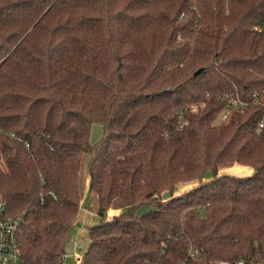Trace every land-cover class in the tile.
<instances>
[{
	"label": "trees",
	"instance_id": "1",
	"mask_svg": "<svg viewBox=\"0 0 264 264\" xmlns=\"http://www.w3.org/2000/svg\"><path fill=\"white\" fill-rule=\"evenodd\" d=\"M262 118L264 0H0V197L21 264L65 263L86 155L100 222L82 264L264 263Z\"/></svg>",
	"mask_w": 264,
	"mask_h": 264
},
{
	"label": "rangeland",
	"instance_id": "2",
	"mask_svg": "<svg viewBox=\"0 0 264 264\" xmlns=\"http://www.w3.org/2000/svg\"><path fill=\"white\" fill-rule=\"evenodd\" d=\"M102 133H103L102 126L99 124H94L92 127V133H91V143L92 144L98 143L101 140ZM82 163H83L82 164V175H81L80 182H79V187L81 190V201L83 203L89 202V203L97 205L96 195L91 193V191H89V189H88L89 157L87 155L83 157ZM236 166H238V165H235V166L231 167L230 169L225 170L223 172V174L228 173V174H232V175L242 176V175H248L251 172V169L248 167L242 168V166H240V168H238V167L236 168ZM239 172H241V173H239ZM195 186H196V184L181 185L180 187L177 188L174 196H176V194H182V193L186 194L188 190H190L191 188H193ZM156 201H157V198L154 199V202H156ZM108 216L110 217V216H112V214L108 213ZM114 216H116V215H114ZM99 222H100V219H98V217L93 218L92 223L97 224ZM89 245H90V239H89L88 228L85 226L84 227L72 226V228L70 230L69 241H68V245H67V255H66V259H65L64 264H80V263H77V261L75 259L76 255L77 254H80L81 256L84 255L85 252L87 251Z\"/></svg>",
	"mask_w": 264,
	"mask_h": 264
},
{
	"label": "built area",
	"instance_id": "3",
	"mask_svg": "<svg viewBox=\"0 0 264 264\" xmlns=\"http://www.w3.org/2000/svg\"><path fill=\"white\" fill-rule=\"evenodd\" d=\"M239 103L234 102L232 104V108L238 110ZM198 105L194 103L191 106L192 111H197ZM230 111L223 113L220 117V122L225 123L229 119ZM264 129V118H262L258 125L257 130L261 132ZM81 212L87 216V220L92 222L94 215L90 213L86 209H81ZM85 220H82V225H85ZM22 224L19 218L9 217L5 213V203L0 197V264H21V255L19 252V245H18V236L21 233ZM198 251L194 252V255H197ZM77 263L82 264L83 262V255L80 254L76 255ZM264 264V263H260Z\"/></svg>",
	"mask_w": 264,
	"mask_h": 264
},
{
	"label": "crops",
	"instance_id": "4",
	"mask_svg": "<svg viewBox=\"0 0 264 264\" xmlns=\"http://www.w3.org/2000/svg\"><path fill=\"white\" fill-rule=\"evenodd\" d=\"M239 166V165H238ZM244 166H242V168H243ZM252 172V171H251ZM251 172H250V174H251ZM91 193H93V192H91ZM94 194V193H93ZM96 202H97V198H96ZM86 209V210H88L90 213H92L93 215H94V217H97V205H95V204H92V203H89V202H82L81 201V207H80V218H81V221H80V223H79V225H78V223L77 224H75L74 226H76V227H82V226H80V225H82V220L83 219H86L85 220V227L86 226H88V225H91V223L93 222V220H92V222H90V220H87V216H85L82 212H81V209ZM110 210H113V211H115V212H117V214H114V215H119L120 214V210H115V209H110ZM109 214H110V211L108 212ZM114 215H112V216H110L109 218H112V217H114ZM83 226V227H84Z\"/></svg>",
	"mask_w": 264,
	"mask_h": 264
},
{
	"label": "water",
	"instance_id": "5",
	"mask_svg": "<svg viewBox=\"0 0 264 264\" xmlns=\"http://www.w3.org/2000/svg\"><path fill=\"white\" fill-rule=\"evenodd\" d=\"M201 70H198L197 72H196V75L200 72Z\"/></svg>",
	"mask_w": 264,
	"mask_h": 264
}]
</instances>
